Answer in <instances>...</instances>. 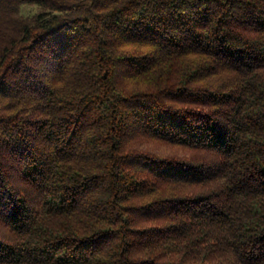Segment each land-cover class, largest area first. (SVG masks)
I'll use <instances>...</instances> for the list:
<instances>
[{"label":"trees","instance_id":"obj_1","mask_svg":"<svg viewBox=\"0 0 264 264\" xmlns=\"http://www.w3.org/2000/svg\"><path fill=\"white\" fill-rule=\"evenodd\" d=\"M0 264H264V0H0Z\"/></svg>","mask_w":264,"mask_h":264}]
</instances>
